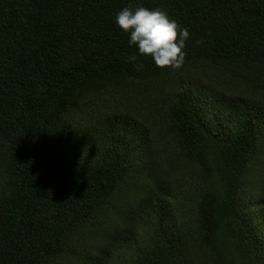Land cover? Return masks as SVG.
Masks as SVG:
<instances>
[{"label": "trees", "instance_id": "16d2710c", "mask_svg": "<svg viewBox=\"0 0 264 264\" xmlns=\"http://www.w3.org/2000/svg\"><path fill=\"white\" fill-rule=\"evenodd\" d=\"M0 264H264V0H0Z\"/></svg>", "mask_w": 264, "mask_h": 264}, {"label": "clouds", "instance_id": "9594fccd", "mask_svg": "<svg viewBox=\"0 0 264 264\" xmlns=\"http://www.w3.org/2000/svg\"><path fill=\"white\" fill-rule=\"evenodd\" d=\"M113 22L129 34V44L135 45L139 55L150 56L159 66H178L183 60L182 49L189 33L179 30L177 24L159 9L124 7L118 11ZM130 59L135 60L133 55Z\"/></svg>", "mask_w": 264, "mask_h": 264}]
</instances>
